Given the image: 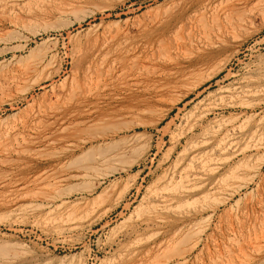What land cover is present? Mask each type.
Instances as JSON below:
<instances>
[{"label": "rangeland", "instance_id": "374dc122", "mask_svg": "<svg viewBox=\"0 0 264 264\" xmlns=\"http://www.w3.org/2000/svg\"><path fill=\"white\" fill-rule=\"evenodd\" d=\"M60 2L0 0V264H264V0Z\"/></svg>", "mask_w": 264, "mask_h": 264}, {"label": "bare ground", "instance_id": "6f19581e", "mask_svg": "<svg viewBox=\"0 0 264 264\" xmlns=\"http://www.w3.org/2000/svg\"><path fill=\"white\" fill-rule=\"evenodd\" d=\"M96 0H62L60 4L57 5L55 12H57L59 15H78L79 13L85 12V8L88 6H95ZM89 10V9H88ZM88 12V11H87ZM77 18V17H76ZM82 19V18H81ZM36 56V55H35ZM30 57V56H29ZM34 57V56H33ZM48 57V56H47ZM54 59V57H53ZM41 61V60H40ZM43 61V60H42ZM41 63V62H39ZM48 63V62H47ZM46 63V65H47ZM42 64V63H41ZM54 65V64H53ZM52 66V65H51ZM29 67V66H28ZM41 68V67H40ZM45 68V67H44ZM36 69V68H35ZM93 67L91 66L87 70L90 72L92 71ZM167 88L169 89L171 84L167 83ZM65 135V134H64ZM75 137V136H74ZM242 170V169H241ZM254 172V171H253ZM231 173V172H230ZM233 181V180H232ZM235 181V180H234ZM241 249V248H240ZM241 260V259H240ZM243 261V260H242ZM241 261V262H242ZM181 263V262H180Z\"/></svg>", "mask_w": 264, "mask_h": 264}]
</instances>
